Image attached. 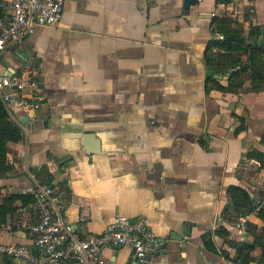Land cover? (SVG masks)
Segmentation results:
<instances>
[{
  "label": "crops",
  "instance_id": "0c3cea01",
  "mask_svg": "<svg viewBox=\"0 0 264 264\" xmlns=\"http://www.w3.org/2000/svg\"><path fill=\"white\" fill-rule=\"evenodd\" d=\"M220 17L237 19L246 32L263 28L264 0H199L190 8L184 0H65L58 24L9 44L0 72L37 78L43 98L29 114L10 113L24 137L8 142L0 203L35 198L22 189L50 184L67 198L65 214L79 238L101 233L117 215L147 216L160 243L155 264H263L254 239L264 227V202L254 211L235 207L229 188L264 192L256 156L264 155V89L247 71L237 90L207 80L227 86L235 70L208 69L210 44L224 39L214 31ZM87 132L101 152L84 149ZM66 154L71 161L61 164ZM241 215L248 218L243 231L232 224ZM1 216L0 241L33 248L19 223L37 220L36 199L17 198ZM207 232L216 250L204 244ZM103 254L105 264H135L129 245ZM0 264L29 263L4 256Z\"/></svg>",
  "mask_w": 264,
  "mask_h": 264
},
{
  "label": "built area",
  "instance_id": "2783aa9c",
  "mask_svg": "<svg viewBox=\"0 0 264 264\" xmlns=\"http://www.w3.org/2000/svg\"><path fill=\"white\" fill-rule=\"evenodd\" d=\"M65 0H5L0 3V52L9 44L32 35L37 27L59 23ZM0 97L11 113L21 108L30 113L31 106L43 98L37 78L28 74L0 72ZM36 199L37 220H21L19 226L33 237V248L20 243L0 241V258L10 256L29 264H105L104 249L129 245L134 248L135 264H155L152 254L159 239L147 216L131 218L117 215L99 234L79 238L67 219V198L50 184L35 183L22 189ZM247 216L241 215L235 227L245 230ZM225 222H228L224 220Z\"/></svg>",
  "mask_w": 264,
  "mask_h": 264
},
{
  "label": "trees",
  "instance_id": "16d2710c",
  "mask_svg": "<svg viewBox=\"0 0 264 264\" xmlns=\"http://www.w3.org/2000/svg\"><path fill=\"white\" fill-rule=\"evenodd\" d=\"M1 11L2 9L0 7V13ZM216 26L217 28L216 30L214 29V31L222 33L224 39L214 40L210 44L206 56L208 69L212 74L214 72H220V69L222 71V68L235 70L231 72L227 86H223L218 79L213 76H209L207 80L221 89L237 90L241 88L245 82L241 74L247 71L250 73L254 82V87L257 90L264 89V40L260 41L262 26L254 25L246 32L243 25L237 19L229 17L217 18ZM229 36H232L233 40H229ZM213 46L219 47L220 50L213 51ZM244 54L248 56V61L246 63H243L241 60V55ZM23 137L24 134L21 126L12 118L9 110L0 97V173L8 171L11 168L8 157V142H19ZM262 140L264 141V138ZM256 156H258L260 160H262V164H264V155L256 151ZM229 193L231 203L235 207L247 211L256 210L260 204L264 202V192L260 193L258 196H251L244 188L237 185L230 186ZM29 197L30 198H26L24 195H12L11 197L4 198L3 203H0V223L5 220V218L1 216V211L4 213V211L7 210V203L17 198H22L23 201L26 202L35 201V198ZM9 210H12V208L10 207ZM224 213V216H227V213ZM260 214L264 219V209H261ZM203 240L208 248L216 250L211 232L205 233L203 235ZM254 243L259 244L263 248L261 260L264 264V227L261 234L255 237ZM239 257L242 258V250H240ZM243 261H247V258L245 257Z\"/></svg>",
  "mask_w": 264,
  "mask_h": 264
},
{
  "label": "water",
  "instance_id": "95a60500",
  "mask_svg": "<svg viewBox=\"0 0 264 264\" xmlns=\"http://www.w3.org/2000/svg\"><path fill=\"white\" fill-rule=\"evenodd\" d=\"M198 2L199 0H184V7L190 8L192 5H195ZM228 39L233 40V37L229 36ZM263 39H264V27L262 28V36H261V40ZM239 40H242V39H239ZM26 118L28 119V116ZM26 118H24L23 120L24 123H25ZM83 147L84 149L92 153L101 152L100 140L93 133H90V132L85 133L83 136ZM60 161H61V164H66L69 161H71V157L68 154H66L60 157Z\"/></svg>",
  "mask_w": 264,
  "mask_h": 264
},
{
  "label": "rangeland",
  "instance_id": "374dc122",
  "mask_svg": "<svg viewBox=\"0 0 264 264\" xmlns=\"http://www.w3.org/2000/svg\"><path fill=\"white\" fill-rule=\"evenodd\" d=\"M238 222V219H237V221H236V223ZM236 228H238L239 230H241V231H243L241 228H239V227H236Z\"/></svg>",
  "mask_w": 264,
  "mask_h": 264
}]
</instances>
